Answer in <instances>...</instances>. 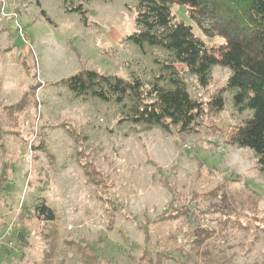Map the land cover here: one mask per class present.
<instances>
[{
    "label": "rangeland",
    "instance_id": "1",
    "mask_svg": "<svg viewBox=\"0 0 264 264\" xmlns=\"http://www.w3.org/2000/svg\"><path fill=\"white\" fill-rule=\"evenodd\" d=\"M38 1L0 0V264H82L77 242L99 264H142L159 250L181 261L161 264H264V175L249 149L226 141L250 112L229 91L221 111L207 104L229 69L214 65L205 87L181 70L203 102L196 131L139 129L119 121L115 102L58 83L83 68L157 72L164 51L125 39L135 0H82L83 14L67 10L78 0ZM40 200L54 220L33 215ZM182 204V215L163 216Z\"/></svg>",
    "mask_w": 264,
    "mask_h": 264
},
{
    "label": "trees",
    "instance_id": "2",
    "mask_svg": "<svg viewBox=\"0 0 264 264\" xmlns=\"http://www.w3.org/2000/svg\"><path fill=\"white\" fill-rule=\"evenodd\" d=\"M78 1L67 10L83 14L82 0ZM173 3L184 7L204 37L195 33L192 23L176 16ZM128 9L134 13L136 30L125 39L141 51L147 46L164 51L165 59L157 72L145 79L133 71L124 77L83 68L58 83L67 85L76 97L115 102L120 108V122H129L139 129L158 126L167 132L191 133L196 131L204 108L203 102L189 92L181 70L205 87L212 79L214 65L227 67L225 84L207 100L209 110L217 113L224 108L225 91L231 93L238 111L249 110L248 116L229 129L226 141L249 149L258 171L264 175V0H135ZM41 12L44 14L43 9ZM215 37L221 41H205ZM186 210L182 204L164 211L163 216L178 217ZM33 215L44 221L56 218L45 200L34 205ZM199 230L204 236H195L198 244L208 235L206 228ZM77 244L82 264H99L92 247ZM165 259L181 262L169 251L159 250L142 264H161Z\"/></svg>",
    "mask_w": 264,
    "mask_h": 264
},
{
    "label": "built area",
    "instance_id": "3",
    "mask_svg": "<svg viewBox=\"0 0 264 264\" xmlns=\"http://www.w3.org/2000/svg\"><path fill=\"white\" fill-rule=\"evenodd\" d=\"M0 239H1V237H0Z\"/></svg>",
    "mask_w": 264,
    "mask_h": 264
}]
</instances>
